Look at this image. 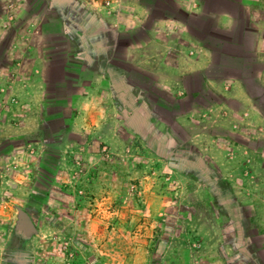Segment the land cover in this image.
I'll list each match as a JSON object with an SVG mask.
<instances>
[{
  "label": "rangeland",
  "instance_id": "obj_1",
  "mask_svg": "<svg viewBox=\"0 0 264 264\" xmlns=\"http://www.w3.org/2000/svg\"><path fill=\"white\" fill-rule=\"evenodd\" d=\"M25 1L36 15L58 4ZM59 3L78 36L97 22L83 10H102L87 0ZM122 54L116 47L112 56ZM132 70L147 85L148 74ZM72 81L51 86L48 98L58 100L43 126L0 134V264H264V138L243 128L232 156L228 142L196 143L176 120L189 106L160 100L156 89L147 98L117 92L103 129L74 131ZM18 207L36 232L19 228Z\"/></svg>",
  "mask_w": 264,
  "mask_h": 264
},
{
  "label": "crops",
  "instance_id": "obj_2",
  "mask_svg": "<svg viewBox=\"0 0 264 264\" xmlns=\"http://www.w3.org/2000/svg\"><path fill=\"white\" fill-rule=\"evenodd\" d=\"M58 4L36 15L25 0H0V47L11 36L0 65L3 137L43 126L58 100L48 98L51 86L73 79L74 131L103 129L117 92L147 98L156 89L160 100L189 106L176 120L196 143L228 142L232 156L240 149L234 134L243 128L264 138V0H116L100 13L84 9L98 23L79 36L73 29L79 23ZM55 22L60 27L50 29ZM116 47L120 60L112 56ZM133 68L148 74L147 85ZM212 157L224 152L213 148Z\"/></svg>",
  "mask_w": 264,
  "mask_h": 264
},
{
  "label": "water",
  "instance_id": "obj_3",
  "mask_svg": "<svg viewBox=\"0 0 264 264\" xmlns=\"http://www.w3.org/2000/svg\"><path fill=\"white\" fill-rule=\"evenodd\" d=\"M19 210V221H18V226L19 228L25 230V231H37V227L34 223V220L31 216V214L23 209L22 207H18Z\"/></svg>",
  "mask_w": 264,
  "mask_h": 264
},
{
  "label": "built area",
  "instance_id": "obj_4",
  "mask_svg": "<svg viewBox=\"0 0 264 264\" xmlns=\"http://www.w3.org/2000/svg\"><path fill=\"white\" fill-rule=\"evenodd\" d=\"M89 3L93 4L96 3L98 4L99 6H101L102 8V5H110L112 2L116 1V0H87Z\"/></svg>",
  "mask_w": 264,
  "mask_h": 264
}]
</instances>
